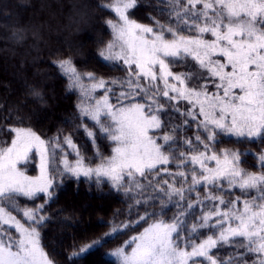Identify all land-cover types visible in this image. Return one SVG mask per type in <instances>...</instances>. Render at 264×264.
Returning a JSON list of instances; mask_svg holds the SVG:
<instances>
[{
  "label": "snow or ice",
  "instance_id": "1",
  "mask_svg": "<svg viewBox=\"0 0 264 264\" xmlns=\"http://www.w3.org/2000/svg\"><path fill=\"white\" fill-rule=\"evenodd\" d=\"M137 2L105 5L114 13L107 21L113 40L100 57L127 72L112 81L118 94L93 73L85 83L70 60L58 64L81 95L80 126L93 145L98 133L111 141V154L97 150L92 166L71 136L46 141L26 127L9 128V140L0 142V264H53L40 242L43 205L21 208L19 198L51 200L57 175L158 194L161 213L139 217L147 226L111 253L118 264H264V153L260 170L250 172L240 166L242 153L216 150L223 142L264 143V0H166L161 14L169 19L155 27L131 19ZM181 66L185 71H172ZM173 114L195 125L194 141L177 142L182 126ZM34 156L37 176L26 171ZM169 205L178 209L171 221L164 218ZM225 246L243 251L221 262L213 250Z\"/></svg>",
  "mask_w": 264,
  "mask_h": 264
},
{
  "label": "trees",
  "instance_id": "2",
  "mask_svg": "<svg viewBox=\"0 0 264 264\" xmlns=\"http://www.w3.org/2000/svg\"><path fill=\"white\" fill-rule=\"evenodd\" d=\"M111 2L0 0V142L9 140V128L26 127L46 141L56 138L63 141L64 137L71 136L85 162L92 166L99 163L97 150L104 156L111 154V141L92 129L98 133L93 145L80 126L77 106L81 103V95L58 68L62 60H70L77 72L85 77V83L86 74L93 73L97 80H105L113 92L119 93L120 85H113L112 81L125 80L127 72L121 63L105 62L100 57L101 50L113 40L107 21L114 13L105 7ZM162 9L165 13L168 11L166 0H138L137 6L130 10V16L142 25L155 27L157 21L166 23L169 19L167 14H161ZM172 70L179 73L185 68L173 67ZM33 90L38 91L40 97L34 95ZM102 95L103 90H100L97 96ZM111 100L115 103L116 97L111 96ZM169 118L166 113L162 114L165 123ZM91 123L88 122L89 127ZM172 123L182 126L176 137L178 143L182 145L185 138L194 141V124L183 125V118L178 114H173ZM221 149L242 153L240 166L243 169L260 170L258 157L264 153V143L223 142L216 150ZM35 163L33 157V162L26 166L32 167V170L26 169L28 174L33 175L37 170ZM169 167L175 171V164ZM138 179L148 184L147 179ZM51 191V200L41 196L36 200L20 197L19 201L21 208L43 205L45 220L38 225L40 242L54 264H118L108 252L143 231L147 225L139 217L161 213L159 199L153 201L158 194L151 188L144 194L136 189L126 193L103 178L97 182L95 177L77 180L67 176L62 182L56 181ZM164 211L167 212L164 218L171 221L178 209L169 205ZM113 227L118 231L104 239ZM98 240L101 243L93 250L80 252L81 248ZM242 251L230 246L213 250L221 262Z\"/></svg>",
  "mask_w": 264,
  "mask_h": 264
},
{
  "label": "rangeland",
  "instance_id": "3",
  "mask_svg": "<svg viewBox=\"0 0 264 264\" xmlns=\"http://www.w3.org/2000/svg\"><path fill=\"white\" fill-rule=\"evenodd\" d=\"M114 62H117V61H114ZM118 63H120V62H118ZM173 71V70H172ZM102 90V89H101ZM100 90H98L96 93H95V95L97 96V94H98V92H99ZM65 148H66V150L68 151V153H69V160H71V161H73L74 162V160L75 159H73L72 157H75V155H74V153H72V150L71 149H67V146L65 145ZM34 158H35V160H36V163H37V170H34L33 171V175H31V174H28V175H31V176H37V175H39V157L38 156H34ZM31 162H33V157L29 160V162H28V164H30ZM35 163V164H36ZM27 164V165H28ZM53 167H55L56 166V163H53V165H52ZM21 167H24V165H21ZM26 169H28V170H32V167L31 168H28V167H26ZM65 177H67V176H65ZM65 177H60L59 175H57L56 176V179L54 180V183L56 182V181H59V182H62L64 179H65ZM68 177H70V176H68ZM72 178H75V177H72ZM81 178V177H80ZM107 180V179H106ZM109 181V180H108ZM11 230V229H10ZM112 235V234H111ZM126 244V243H125ZM124 244V245H125ZM87 246V245H86ZM85 246V247H86ZM97 246V245H96ZM95 246V247H96ZM95 247H91V248H89V250L88 251H86V252H89V251H91V250H93ZM114 250H112V251H109L108 252V256L110 257V258H112V259H114V260H116L117 261V258L116 257H114V256H112L111 255V253L113 252ZM86 252H84V253H86ZM118 262V261H117ZM54 264V263H53Z\"/></svg>",
  "mask_w": 264,
  "mask_h": 264
}]
</instances>
